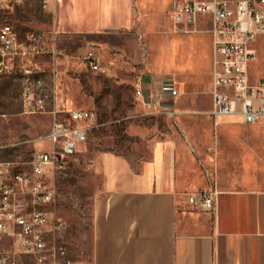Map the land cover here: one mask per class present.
<instances>
[{
    "label": "rangeland",
    "instance_id": "obj_1",
    "mask_svg": "<svg viewBox=\"0 0 264 264\" xmlns=\"http://www.w3.org/2000/svg\"><path fill=\"white\" fill-rule=\"evenodd\" d=\"M169 3L170 0H135L133 52L95 51L101 64L99 70L88 69L77 57H66L56 46L54 52L48 51L51 41L47 35L55 34L58 24L41 0H22L13 8H0V25L9 23L19 39L26 40L28 34L41 35L36 47L43 51L19 55L13 67L30 66L28 58L37 61L44 88L48 92L55 89V95L44 100L45 109L30 111L23 103L22 90L34 77L26 79L23 72L0 73V159L12 161L17 167L29 166L33 151L41 145V136L50 127L53 99L60 107H94L97 112V122L86 140L54 174L53 210L63 223L58 242L64 247L57 264H91L92 202L102 190L101 176L90 161L97 151L124 154L137 166L148 156L153 139L189 138L183 126L196 137V159L207 185L264 187V159L244 162L237 153L223 155L212 148L214 134L207 125L209 46L203 30L207 22L201 19L198 32L193 34L175 30L168 16ZM83 7L87 17L100 16L97 0H85ZM254 47L250 74L252 78L264 77V35L256 39ZM53 64L55 73L51 71ZM150 70H164L175 76L181 94L173 114L144 103L138 96L142 77ZM226 126L231 148L242 153L247 149L264 152V133L251 135L261 129L260 125ZM223 168L221 183H216V172ZM9 244L6 241L3 248H9ZM14 259L18 264H45L27 253L15 255Z\"/></svg>",
    "mask_w": 264,
    "mask_h": 264
},
{
    "label": "crops",
    "instance_id": "obj_2",
    "mask_svg": "<svg viewBox=\"0 0 264 264\" xmlns=\"http://www.w3.org/2000/svg\"><path fill=\"white\" fill-rule=\"evenodd\" d=\"M84 1L51 0L49 10L58 24V51L79 59L88 49L130 55L136 41L135 0H97L98 18L87 17ZM170 4L171 0L168 16ZM207 27L203 30L209 46L207 125L214 134L212 148L223 155L237 153L244 162L264 159V152L247 149L242 153L231 148L225 130L226 125L234 123L260 125L261 129L251 133L260 135L264 133V120L243 123L237 116H222L215 123L208 113L211 36ZM183 60L187 65L188 59ZM169 77L176 80L168 71L150 70L142 83L145 87L159 86ZM179 97L167 101L174 110ZM182 128L189 138L183 134L153 139L148 156L137 166L114 151L94 154L92 162L101 176L102 190L92 202L91 264H264V187L207 185L196 159V137ZM221 170L216 172V183H221L219 175L224 168ZM197 188L217 191L215 210L186 203L184 193Z\"/></svg>",
    "mask_w": 264,
    "mask_h": 264
},
{
    "label": "built area",
    "instance_id": "obj_3",
    "mask_svg": "<svg viewBox=\"0 0 264 264\" xmlns=\"http://www.w3.org/2000/svg\"><path fill=\"white\" fill-rule=\"evenodd\" d=\"M22 0H0V8H13ZM51 0H41L49 9ZM169 17L175 30H198L201 19L207 22L211 36V106L208 113L214 122L222 116H237L243 123L264 120V77L252 78L250 63L255 58L254 42L264 35V0H171ZM48 51H55V34ZM39 33L19 39L9 23L0 25V73L23 72L34 77L22 90L23 103L30 111L45 109L44 100L55 95L47 91L37 61L27 67H13L14 59L25 53H38ZM90 70L101 68L99 56L88 49L82 56ZM51 71L55 73L54 64ZM181 94L173 77L159 86L139 85L138 96L146 104L161 108L168 114L175 111L168 99ZM53 102L54 99H53ZM51 124L41 145L37 147L26 168L0 159V264H18L14 256L33 255L45 264H57L64 254L58 239L62 220L53 210L56 185L54 174L75 154L91 127L97 122L94 107L64 108L53 103ZM46 142V144H44ZM93 161V158H90ZM186 203L194 208L215 210L217 191L197 188L184 193ZM6 241L10 247L3 248ZM72 264V263H68ZM75 264H89L77 261Z\"/></svg>",
    "mask_w": 264,
    "mask_h": 264
}]
</instances>
